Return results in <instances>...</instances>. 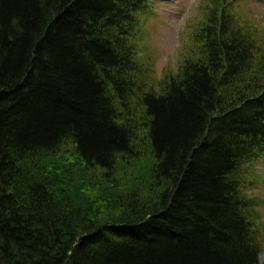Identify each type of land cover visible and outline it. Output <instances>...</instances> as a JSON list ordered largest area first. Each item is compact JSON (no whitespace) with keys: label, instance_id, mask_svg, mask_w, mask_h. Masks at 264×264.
<instances>
[{"label":"trees","instance_id":"trees-1","mask_svg":"<svg viewBox=\"0 0 264 264\" xmlns=\"http://www.w3.org/2000/svg\"><path fill=\"white\" fill-rule=\"evenodd\" d=\"M150 1L0 0V264H264V33L209 0L150 84Z\"/></svg>","mask_w":264,"mask_h":264},{"label":"rangeland","instance_id":"rangeland-1","mask_svg":"<svg viewBox=\"0 0 264 264\" xmlns=\"http://www.w3.org/2000/svg\"><path fill=\"white\" fill-rule=\"evenodd\" d=\"M208 1H150L148 10L140 18V41H136L144 50L143 54L137 56V60L148 83H160L165 77L176 73L186 58H193L198 54L199 47L193 41V33L197 25L206 22L204 7L207 3L209 6ZM225 8L228 12L234 11L237 14L234 16L243 20L246 27H252L257 33H264V0H231ZM174 41L181 46V55L173 59L171 69L164 73V65L158 59ZM254 165L257 185L248 192L264 202V156ZM260 260L264 262V250L260 254Z\"/></svg>","mask_w":264,"mask_h":264},{"label":"clouds","instance_id":"clouds-1","mask_svg":"<svg viewBox=\"0 0 264 264\" xmlns=\"http://www.w3.org/2000/svg\"><path fill=\"white\" fill-rule=\"evenodd\" d=\"M180 55H181V46L178 45V43L175 41L172 42L168 46L167 51L163 55H161L158 59L159 63L164 65L162 71L164 73H167L171 69L173 59L180 57Z\"/></svg>","mask_w":264,"mask_h":264}]
</instances>
